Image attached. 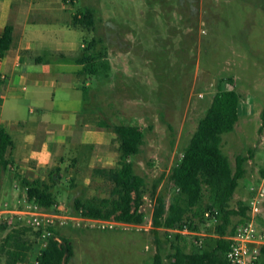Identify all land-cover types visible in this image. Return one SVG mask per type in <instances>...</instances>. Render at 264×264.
Wrapping results in <instances>:
<instances>
[{"label": "rangeland", "instance_id": "1", "mask_svg": "<svg viewBox=\"0 0 264 264\" xmlns=\"http://www.w3.org/2000/svg\"><path fill=\"white\" fill-rule=\"evenodd\" d=\"M64 3L65 9L57 14H64L72 22L85 7L93 9L92 29L79 24L76 25L80 28L61 24L57 27L65 32L63 40L76 48L95 38L100 60L107 62L101 72L85 75L80 83L91 81L88 95L98 118L109 124H134L143 131V143L132 162L134 172L147 181L140 207L144 216L140 223H127L72 213L73 199L77 196L109 195L111 182L96 174L94 168L117 166L119 151L114 138L104 151L65 147L68 152L62 161L40 168L41 179L53 185L56 201L49 208L39 209L57 215L55 222L64 216L76 217L55 226L72 243V255L66 264H148L156 252L162 256V264H170V255L177 245L191 250L216 238V221L208 220L206 212L203 221L194 218L197 230L159 228L155 239L151 183L159 179L156 192L164 195L167 205L174 194L169 178L171 168L219 86L233 87L240 99L239 117L233 130L222 134V151L232 169L238 156L245 157L242 163L245 172L238 179L229 203L231 207H236L239 201L249 204L257 194L256 188L250 186L257 184L259 168L264 164V0ZM55 89L57 109H79L75 98L81 97L80 89L73 91L60 86ZM71 93L74 101L65 102L63 97ZM16 94L23 95L19 89ZM12 100L20 101L27 117L31 101L27 97ZM16 182L18 187L11 194L1 187L0 203L4 206L7 202L3 208L10 210L0 214V221H5L8 228L14 224L32 226L27 211L32 210L33 202L27 201L25 191L17 179ZM259 204L261 212L256 222L264 230V199ZM240 217L232 216V223L237 226ZM6 231L0 230V241ZM29 262L30 256L23 264Z\"/></svg>", "mask_w": 264, "mask_h": 264}, {"label": "trees", "instance_id": "2", "mask_svg": "<svg viewBox=\"0 0 264 264\" xmlns=\"http://www.w3.org/2000/svg\"><path fill=\"white\" fill-rule=\"evenodd\" d=\"M73 23L92 29L93 9L85 7L79 17L74 18ZM96 42L95 38L86 42L80 59L83 63L82 73L96 74L102 71L101 67L107 65V62L100 60V50L95 48ZM14 44L13 26L7 23L0 32V56ZM90 49H93V52L89 54L87 51ZM239 107V93L233 87L219 86L205 113L198 120L180 158L171 168L169 178L173 184L174 194L167 205L164 195L156 192L159 179L151 183V192L154 196L151 223L155 239L159 228L197 230L198 224L194 218L198 217L203 221L206 212L208 220L216 221L214 223V232L218 235L216 238L195 245L191 250H185L177 245L170 255V264H228L227 236L236 227V224L232 223V216L240 215L238 220L240 223L247 218L249 209V204L242 201H239L236 207H231L229 203L238 179L245 172L242 164L245 157L238 156L235 168L232 169L229 158L221 147L222 134L233 130L239 117ZM262 115L264 121V106ZM99 124L113 132L119 151L116 167L94 168L96 174L111 182L109 195L77 196L73 199L72 213L94 219L113 218L120 222L140 223L144 216V211L140 207L147 181L143 175L134 172L132 158L140 151L143 131L134 124H109L102 119ZM11 146L10 134L0 127V192L1 174L8 169L10 160L7 152ZM260 173L264 174V168ZM16 179L21 189L25 191L27 201L43 208H49L55 203L56 194L52 184L41 178H28L23 175H16ZM189 212L191 214H188ZM8 226L5 221H0V230L7 229L0 241V260L2 259L0 264H18L27 258L31 245L39 236L41 229L15 224L10 228ZM50 229L52 233L47 238V245L39 256L38 264H66L72 255L71 240L57 227L50 226ZM259 252L256 264H264V245L259 247ZM148 264H162L161 254L156 252Z\"/></svg>", "mask_w": 264, "mask_h": 264}, {"label": "crops", "instance_id": "3", "mask_svg": "<svg viewBox=\"0 0 264 264\" xmlns=\"http://www.w3.org/2000/svg\"><path fill=\"white\" fill-rule=\"evenodd\" d=\"M66 1L0 0V32L7 23L12 24L15 40L14 46L0 56V73L5 74L0 80V127L12 138L7 152L8 169L1 174V187L3 185L6 194L18 187L16 175L41 178L39 169L62 161L64 153L68 152L65 147L83 146L104 151L114 137L111 130L98 125L100 119L88 95L91 81L80 84L85 75H93L81 72L80 59L86 42L76 48L63 40L65 32L57 27L61 24L80 28L64 14H57L65 9ZM91 52L93 49L87 51ZM57 86L81 90L80 98L72 93L63 97L65 102L78 99L79 109L62 111L56 108ZM16 89L23 95L16 94ZM19 97L31 101L27 117ZM9 98L18 101L10 99L7 108ZM86 99L89 103L84 102ZM63 118L67 121L62 122ZM263 168L264 164L259 173ZM250 188L264 192V174L260 173L257 184ZM261 198L264 199V194Z\"/></svg>", "mask_w": 264, "mask_h": 264}, {"label": "built area", "instance_id": "4", "mask_svg": "<svg viewBox=\"0 0 264 264\" xmlns=\"http://www.w3.org/2000/svg\"><path fill=\"white\" fill-rule=\"evenodd\" d=\"M5 78L4 73H0V80ZM264 194L259 190L255 196L249 201L248 216L240 222L234 231L227 236L228 248L226 250V258L228 264H256L259 260V247L264 245V230L258 228L256 222L257 214L260 212V199ZM4 206L7 202L3 203ZM0 203V214L10 209L3 208ZM32 210L27 211L29 214V223L35 229H41L37 239L33 241L29 255V264H38L39 256L43 248L47 245V238L51 235L50 226L63 225L67 219H74L75 216H64L59 222H55L57 215L40 210L39 205L33 203ZM88 218V217H87ZM94 219V218H93ZM27 256V258H28ZM23 260L18 264H23Z\"/></svg>", "mask_w": 264, "mask_h": 264}]
</instances>
